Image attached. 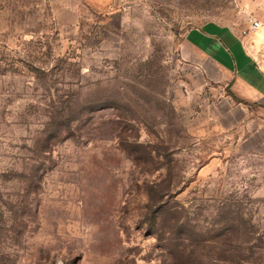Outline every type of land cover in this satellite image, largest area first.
<instances>
[{
  "label": "rangeland",
  "instance_id": "rangeland-1",
  "mask_svg": "<svg viewBox=\"0 0 264 264\" xmlns=\"http://www.w3.org/2000/svg\"><path fill=\"white\" fill-rule=\"evenodd\" d=\"M252 19L264 68V0H0V264H264L258 104L186 40Z\"/></svg>",
  "mask_w": 264,
  "mask_h": 264
},
{
  "label": "crops",
  "instance_id": "crops-1",
  "mask_svg": "<svg viewBox=\"0 0 264 264\" xmlns=\"http://www.w3.org/2000/svg\"><path fill=\"white\" fill-rule=\"evenodd\" d=\"M58 7L79 14L77 6L73 4L60 3ZM186 40L192 49L232 75L231 88L247 110L253 109V104H258L257 122L264 131V68L249 50L247 35L241 36L234 29L213 22L191 29ZM253 137L256 142L261 141L260 151L263 152L264 132L246 137V142Z\"/></svg>",
  "mask_w": 264,
  "mask_h": 264
},
{
  "label": "trees",
  "instance_id": "trees-1",
  "mask_svg": "<svg viewBox=\"0 0 264 264\" xmlns=\"http://www.w3.org/2000/svg\"><path fill=\"white\" fill-rule=\"evenodd\" d=\"M188 247H184L183 251H178L176 253V257L173 259L171 264H196V259L199 256V253L197 251L191 250Z\"/></svg>",
  "mask_w": 264,
  "mask_h": 264
},
{
  "label": "built area",
  "instance_id": "built-area-1",
  "mask_svg": "<svg viewBox=\"0 0 264 264\" xmlns=\"http://www.w3.org/2000/svg\"><path fill=\"white\" fill-rule=\"evenodd\" d=\"M261 26V22L258 19H252L249 28L242 31L243 35H248L251 31L257 30Z\"/></svg>",
  "mask_w": 264,
  "mask_h": 264
}]
</instances>
